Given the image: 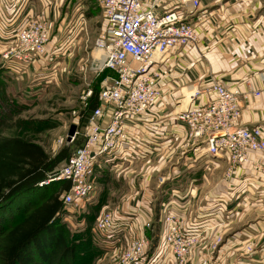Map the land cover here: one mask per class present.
Masks as SVG:
<instances>
[{
  "label": "built area",
  "instance_id": "obj_1",
  "mask_svg": "<svg viewBox=\"0 0 264 264\" xmlns=\"http://www.w3.org/2000/svg\"><path fill=\"white\" fill-rule=\"evenodd\" d=\"M93 1L102 13L101 29L93 46L100 59L94 70L96 75L104 71L113 74L100 81L99 104L83 127V145L51 179L70 181L69 190L61 196L68 210L79 209L91 197L100 160L118 167L153 156L159 152L160 144L172 150L174 142L167 133L158 135L154 130L166 123L171 124V129L185 130L186 140L180 152L189 151L192 163L205 157V165L213 168L215 160L225 161V182L231 184L238 172L246 170L264 179V131L240 125V100L244 96L237 84L215 80L205 87H181L183 91L171 95L172 99L186 101L184 108L166 113L163 120L155 119L160 114L156 107L161 97L159 70L171 50L183 52L198 43V30L205 22L201 0ZM56 41L50 36L46 20L34 12L18 14L9 25L0 22V68L22 72L37 62L52 59L59 48ZM244 84L248 86L249 80ZM250 92L253 97L264 95V84ZM90 96L91 89L81 94V108L86 107ZM191 166L188 164L187 169ZM170 179L168 174L160 176L158 186ZM146 190V186L141 189L139 204L150 207L153 198L147 197ZM174 200L161 204V232L153 248L148 237L133 234L124 246H116L111 236L117 212L102 214L94 232L104 235L100 241L104 254L115 256L110 264H188L196 245L223 228V219L216 212L206 215L212 218L186 220L173 209L177 204ZM150 227L151 222L144 223L145 229ZM207 242L203 257L193 264H223L221 238L215 234ZM113 243L114 248L109 250ZM251 252L253 248L245 246L241 254Z\"/></svg>",
  "mask_w": 264,
  "mask_h": 264
},
{
  "label": "crops",
  "instance_id": "obj_2",
  "mask_svg": "<svg viewBox=\"0 0 264 264\" xmlns=\"http://www.w3.org/2000/svg\"><path fill=\"white\" fill-rule=\"evenodd\" d=\"M57 2L0 0V22L9 25L18 14L28 11L44 19L45 15L50 17L53 14L54 17ZM201 12L205 22L198 30V43L183 52L171 50L159 70L161 97L156 107L160 114L154 118L163 120L166 113H175L184 106L180 98L172 99L171 93H176L173 90L177 84L205 87L219 80L225 85L237 84L241 89L244 98L240 100V125L259 127L264 131V95L253 97L250 92L264 84V0H201ZM246 80H249L248 86L244 84ZM177 102L182 105H176ZM154 130L158 135L166 132L174 146L179 148L186 137L184 129H171V124L167 123ZM161 146L154 155L166 150ZM192 157L189 151L183 150L171 165L168 173L171 179L161 186L167 193L160 198L157 213L153 204L150 207L140 205L142 194L137 193L135 201H128L115 214L116 228L111 241H117L116 246H123L122 242L131 234L146 237L152 234L157 239L161 232L162 206L176 198L173 209L190 222L212 218L213 215L206 216L211 212L219 213L226 240L219 251L223 264H264V179L246 170L238 172L230 184L222 179L225 161L215 160V166L211 168L205 165V157L199 163H192ZM106 163L97 169L95 182L103 181L110 169H120L125 164L131 166L125 163L110 167V163ZM188 164L192 166L187 169ZM193 167H197L196 172ZM179 183H185L188 188L183 194ZM151 193L147 189L145 194L149 197ZM89 204H96V196L92 195L79 209L69 208V212L79 214ZM65 221L73 225L71 218H65ZM146 222H151L150 229L144 228ZM103 236L100 241L105 239ZM114 246V243L110 244L108 249ZM245 246H251L253 252L242 255ZM203 253V248L194 249L188 264L203 257Z\"/></svg>",
  "mask_w": 264,
  "mask_h": 264
},
{
  "label": "rangeland",
  "instance_id": "obj_3",
  "mask_svg": "<svg viewBox=\"0 0 264 264\" xmlns=\"http://www.w3.org/2000/svg\"><path fill=\"white\" fill-rule=\"evenodd\" d=\"M57 5L56 16L45 15L50 36L57 39L59 48L55 53L56 57L37 62L22 72L4 69L7 82L0 85V140L20 137L37 143L51 156L69 144L66 142V134L70 124L77 126L76 134L79 132V98L84 91L93 88L96 82L94 68L100 58L93 46L102 25V13L93 0H58ZM185 86L186 84H177L173 91L179 93L183 91L181 87ZM21 93L27 96L19 99L24 106H15L7 99ZM75 114L78 115L77 119ZM49 118L55 120L57 125H49ZM165 149L157 155L134 162L129 167L125 164L120 169H110L103 181L95 182L91 196H96V207L87 210L92 215V224L102 214L118 213L128 201H135L138 196L136 194H141L140 189L145 186L150 189V193L152 190L153 209L157 213V202L167 193L158 186V179L169 173L171 165L181 153L177 146L172 150ZM105 160H100V165H107ZM196 168L193 167V172H196ZM95 173L97 176V172ZM178 186L182 194L188 189L185 183H179ZM50 188L52 187L48 186L34 191L12 205L1 207L0 237L9 229L11 220H17L23 215L18 208L26 200L27 203L40 201L44 197L42 194L50 191ZM215 234L221 238L223 246L226 240L222 228L212 232L209 238L203 239L194 249L207 247V241ZM125 242L124 240L122 243ZM77 249L78 252L84 251L83 248ZM112 257L115 256L103 254L77 257L76 253L73 264H110Z\"/></svg>",
  "mask_w": 264,
  "mask_h": 264
},
{
  "label": "trees",
  "instance_id": "obj_4",
  "mask_svg": "<svg viewBox=\"0 0 264 264\" xmlns=\"http://www.w3.org/2000/svg\"><path fill=\"white\" fill-rule=\"evenodd\" d=\"M4 73V68H0V85L7 82ZM112 74L111 71H104L96 76L87 105L79 112V132L54 155L47 154L37 143L20 137L0 140V208L26 198L34 191L52 187L42 194L44 197L37 200L38 203L35 201L28 204L26 200L18 208L23 215L17 220H11L9 229L0 237V264H73L76 253L77 257H93L105 253L100 243L101 236L94 232L96 221L92 224V215L87 211L95 208L96 204L87 205L79 214L69 212L61 196L69 190L70 181L51 179L60 166L83 145V127L99 104L100 81ZM25 97L21 93L7 99L15 106H24L19 99ZM47 123L57 125L52 118ZM157 203L159 205L161 202ZM68 217L73 220V225L65 221ZM148 237L153 248L157 239L152 234ZM77 248H83L84 251L78 252Z\"/></svg>",
  "mask_w": 264,
  "mask_h": 264
},
{
  "label": "water",
  "instance_id": "obj_5",
  "mask_svg": "<svg viewBox=\"0 0 264 264\" xmlns=\"http://www.w3.org/2000/svg\"><path fill=\"white\" fill-rule=\"evenodd\" d=\"M76 129H77V126L75 124H70L68 132L66 134L67 143H70L74 139L75 134H76Z\"/></svg>",
  "mask_w": 264,
  "mask_h": 264
}]
</instances>
